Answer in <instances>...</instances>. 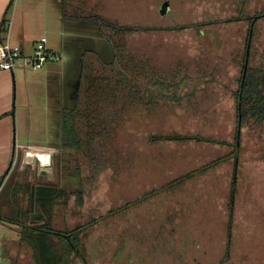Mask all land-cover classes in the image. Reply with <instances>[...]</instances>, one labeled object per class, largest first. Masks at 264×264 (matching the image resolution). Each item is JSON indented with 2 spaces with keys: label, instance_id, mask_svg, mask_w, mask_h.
Listing matches in <instances>:
<instances>
[{
  "label": "rangeland",
  "instance_id": "rangeland-1",
  "mask_svg": "<svg viewBox=\"0 0 264 264\" xmlns=\"http://www.w3.org/2000/svg\"><path fill=\"white\" fill-rule=\"evenodd\" d=\"M13 2L6 11L12 30L19 0ZM165 2L169 8L163 15L160 10ZM82 3V8L119 24L154 28L128 36L131 53L142 62L149 58L152 64L159 62L180 75L177 81L181 76L187 81L177 91L165 92L168 98L158 97L160 105L155 108L130 107L129 120L119 128L115 146L106 152L108 162L93 177L84 152L63 148L61 113L73 107L71 90L76 89L82 69L77 57L96 50L101 60L111 62V44L90 24L62 21L44 34L50 46L64 50L55 51L58 72L50 79L28 69L24 71L26 80L21 79L23 72L18 80L25 91L18 99V136L13 141L11 174L0 193V213L11 218L18 206L27 210L28 195L19 186L26 182L83 190L82 205L72 192L68 202L60 200L51 212L54 228L62 231L126 207L233 152L239 119L234 93L242 72L249 22L228 20L264 11V0ZM30 21L29 37L39 38L42 18L35 15ZM210 21L221 23L190 27ZM249 55V67L264 72V18L257 21ZM152 135H198L216 142L152 141ZM238 145L237 179L235 158H230L86 230L81 251L88 264H221L226 252L223 264H264V123L252 117L243 120ZM31 146L38 150L32 152ZM36 152L44 160L42 165ZM76 167H80L79 178L73 176ZM234 181L230 231L228 205ZM17 230L9 219L0 217V247L4 242L7 256L16 264H35L31 248L18 242ZM11 260L5 262L11 264ZM72 264L82 263L73 260Z\"/></svg>",
  "mask_w": 264,
  "mask_h": 264
},
{
  "label": "trees",
  "instance_id": "trees-1",
  "mask_svg": "<svg viewBox=\"0 0 264 264\" xmlns=\"http://www.w3.org/2000/svg\"><path fill=\"white\" fill-rule=\"evenodd\" d=\"M60 5L61 17L64 21L80 24L95 25L99 28L100 34L107 38L113 51V60L105 63L97 58V63H88L84 54L81 59L82 71L74 94V107L64 109L62 118V145L64 149L84 152L86 163L91 169L92 176L104 168L109 158L106 152L115 146L118 138L119 128L129 120L130 107H142L145 111L150 107L159 106V98H168L165 92H174L187 81L184 76L177 81L180 75L177 72L169 71L162 67L159 62L149 63L137 60L128 47L127 38L131 34L138 32H149L154 28L143 27L131 24H119L105 18L96 11H88L80 0H54ZM13 3V0L11 4ZM76 3L78 4L76 6ZM10 4V6H11ZM85 5V2H84ZM9 6V7H10ZM264 18V11L250 16L242 13L234 17L232 21H248L249 33L246 40V52L242 63V72L239 77V85L234 93L236 107L239 115L236 128V143L232 153L226 157L212 161L197 170H194L182 177H179L164 185L158 190H154L141 200H136L126 207L109 211L100 218H94L90 222L79 225L72 230H58L54 228L51 221V212L55 205L61 200L68 202L71 194L77 195L79 205L83 203V190L68 191L54 185H33L29 182L19 185L21 190L28 195L26 211H22L18 206L11 218H6L0 213L2 220L9 219L17 227L18 242L26 243L33 253L35 264H72L73 260H78L82 264H88L87 259L81 251L82 234L96 226L99 222L108 220L121 213L123 210L134 206L142 200H147L167 189L174 188L191 178L200 176L215 168L220 163L235 158L234 179H237L239 166V141L242 121L252 117L264 123V72L252 70L249 67L250 49L253 34L257 21ZM221 22L210 21L207 23L194 24L190 27H201L208 24H218ZM142 62V63H141ZM145 64V65H144ZM246 67V69H245ZM180 68V65L178 66ZM162 91V92H161ZM161 92V93H160ZM194 93L189 94L192 97ZM180 100L179 97H174ZM170 97V98H171ZM152 141H175V142H210L216 141L201 138L198 135H185L178 137L150 136ZM8 174V173H7ZM73 176H81L80 167H76ZM5 181L4 179L1 180ZM73 192V193H72ZM236 183L231 186L229 208V229L232 224L234 204L236 199ZM16 196L17 192H14ZM12 195V198L14 197ZM231 231V229H230ZM231 239L229 237L226 251L229 250ZM5 254L8 249L3 244ZM228 252L225 254L226 262ZM221 263V264H223ZM12 264H16L12 259Z\"/></svg>",
  "mask_w": 264,
  "mask_h": 264
},
{
  "label": "crops",
  "instance_id": "crops-1",
  "mask_svg": "<svg viewBox=\"0 0 264 264\" xmlns=\"http://www.w3.org/2000/svg\"><path fill=\"white\" fill-rule=\"evenodd\" d=\"M11 2L12 0H0V46L4 42L8 41L12 46L20 47L24 56H29L32 54L35 42L38 41L40 37L47 36L44 34H49L54 24L58 25L62 21L65 23H69L62 19L60 5L54 0H19L13 12V20H15L14 29L12 30V21H10L12 31L10 30V33L7 35L1 30V26L5 21H8L6 11L7 8L10 6ZM35 15L40 19L42 18L43 20V24L41 25L42 30H40V33L42 34L39 38L37 37V35L33 38H30V19L32 20V17H34ZM17 17H19L20 22H18ZM47 47L50 51L54 52L55 54V51L57 50H64L62 49V47L60 49H56L54 48L56 46H50L49 40ZM64 52H62V54H64ZM79 57L80 58L77 57V59H80L81 61L83 56ZM97 58L100 59L97 51L91 50L90 54L88 55L87 62L90 64L94 62ZM57 62L48 63L41 70L32 71L39 72L40 77L50 79L53 73L58 72L57 67L54 66ZM28 69L31 70L30 68L25 67L22 64V61H19L18 64H16L13 71H5L0 67V181L4 179L7 182V178L10 177L11 174L10 169L12 165V160L10 163V159H13V154L15 153L16 144L14 143L13 146V141H15V138L17 140V128L18 122L20 120L18 116V99H21L25 91L18 80L21 77L22 72L24 74L21 79L26 80V72L24 71ZM72 90L70 99L72 100L74 107V94L76 89H74L73 93ZM21 127H23V125L21 126L20 123V128ZM29 148H31L32 152H34L33 150L35 149L38 150V148H33V146ZM5 181L4 183L6 184ZM9 259L11 260V258Z\"/></svg>",
  "mask_w": 264,
  "mask_h": 264
},
{
  "label": "built area",
  "instance_id": "built-area-1",
  "mask_svg": "<svg viewBox=\"0 0 264 264\" xmlns=\"http://www.w3.org/2000/svg\"><path fill=\"white\" fill-rule=\"evenodd\" d=\"M1 30L8 35L11 30V22L5 21L1 26ZM47 44V38L40 37V39L34 44L32 54L24 56L20 47L12 46L8 41H6L0 46V67L5 71H13L16 64L19 61H22V64L25 67L32 70H41L46 64L57 62L59 59L54 52L48 49ZM36 154L37 160L40 161V164L42 165L44 160L41 159V156H38V152H36ZM3 186L4 181H0V193ZM5 259L7 260L9 258L5 254L3 248L0 247V264H9L8 262H5Z\"/></svg>",
  "mask_w": 264,
  "mask_h": 264
},
{
  "label": "water",
  "instance_id": "water-1",
  "mask_svg": "<svg viewBox=\"0 0 264 264\" xmlns=\"http://www.w3.org/2000/svg\"><path fill=\"white\" fill-rule=\"evenodd\" d=\"M168 8H169V3L168 2H165L164 3V6H162V8H161V14H166V12H167V10H168ZM245 69H246V67H245Z\"/></svg>",
  "mask_w": 264,
  "mask_h": 264
},
{
  "label": "flooded vegetation",
  "instance_id": "flooded-vegetation-1",
  "mask_svg": "<svg viewBox=\"0 0 264 264\" xmlns=\"http://www.w3.org/2000/svg\"><path fill=\"white\" fill-rule=\"evenodd\" d=\"M3 244H5L4 242H3ZM4 250V249H3ZM5 252V251H4Z\"/></svg>",
  "mask_w": 264,
  "mask_h": 264
}]
</instances>
